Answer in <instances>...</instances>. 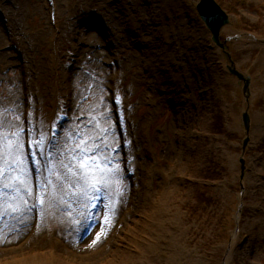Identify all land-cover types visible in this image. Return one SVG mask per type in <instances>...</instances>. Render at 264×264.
<instances>
[{
	"label": "rangeland",
	"instance_id": "rangeland-1",
	"mask_svg": "<svg viewBox=\"0 0 264 264\" xmlns=\"http://www.w3.org/2000/svg\"><path fill=\"white\" fill-rule=\"evenodd\" d=\"M2 1L11 21L9 27L0 23V264L25 257L31 258L26 264H264V119L255 127L264 115V0H217L232 22L222 30L225 45L218 46L219 53L206 48L212 39L207 28L177 17L184 6L196 12V0L158 2L162 29L173 30L168 32L174 39L168 55L176 61L183 92L196 94V107L169 104V81L162 80L154 51L142 49L155 30L142 0L130 8L118 6L120 0H56L61 29L57 70L51 66L53 31L45 0ZM81 6H98L108 14L119 31L114 33V50L105 49L102 33L84 29L78 21L75 11ZM129 17L140 32L126 25ZM27 34L30 43L22 62L7 45ZM250 35L261 43L239 44L240 37ZM72 54L77 57L74 68L68 67ZM112 54L121 61L108 67ZM210 55L250 76L249 99L243 86L217 73L196 74L200 64L195 66L192 59ZM259 70L262 77L253 86L251 74ZM111 77L122 92L140 180L133 216L121 225L117 212L125 214L129 184L119 153L110 156L111 147L119 143L108 93ZM25 78L44 127L54 103L62 99L73 115L60 136L46 188L49 195L72 199L74 208L63 213L58 225L44 224L27 238L33 216L27 213L32 182L23 150ZM204 88H209L206 95ZM245 111L251 118L249 131L243 125ZM231 112L240 124L228 121ZM242 158L247 169L241 178ZM206 183L207 188L202 186ZM96 184L111 194V224L93 237L77 236L74 223L92 201Z\"/></svg>",
	"mask_w": 264,
	"mask_h": 264
},
{
	"label": "water",
	"instance_id": "water-1",
	"mask_svg": "<svg viewBox=\"0 0 264 264\" xmlns=\"http://www.w3.org/2000/svg\"><path fill=\"white\" fill-rule=\"evenodd\" d=\"M204 7V14L205 18L209 21L211 28L213 29L215 36H217L219 31V22L222 20L224 13L213 0H204L201 4Z\"/></svg>",
	"mask_w": 264,
	"mask_h": 264
},
{
	"label": "bare ground",
	"instance_id": "bare-ground-1",
	"mask_svg": "<svg viewBox=\"0 0 264 264\" xmlns=\"http://www.w3.org/2000/svg\"><path fill=\"white\" fill-rule=\"evenodd\" d=\"M0 8L4 9L2 3H0ZM262 73H263L262 70H259V71L256 72V74H255V77H257L256 81L259 79V76H262ZM262 118L264 119V115L262 117H259L257 119V121H256V128L257 127H261V125H262ZM30 259H31L30 257L16 258L13 262H8V263H5V264H26ZM123 261H126V259L123 260ZM29 264H33V262L32 263H29Z\"/></svg>",
	"mask_w": 264,
	"mask_h": 264
},
{
	"label": "snow or ice",
	"instance_id": "snow-or-ice-1",
	"mask_svg": "<svg viewBox=\"0 0 264 264\" xmlns=\"http://www.w3.org/2000/svg\"><path fill=\"white\" fill-rule=\"evenodd\" d=\"M32 161L33 163H37L36 159H35V153H32ZM41 187H43V185H41Z\"/></svg>",
	"mask_w": 264,
	"mask_h": 264
}]
</instances>
